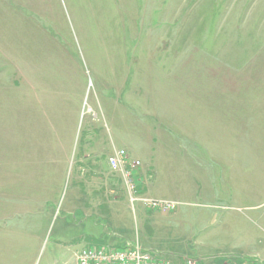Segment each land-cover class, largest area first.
I'll return each instance as SVG.
<instances>
[{
  "label": "rangeland",
  "instance_id": "374dc122",
  "mask_svg": "<svg viewBox=\"0 0 264 264\" xmlns=\"http://www.w3.org/2000/svg\"><path fill=\"white\" fill-rule=\"evenodd\" d=\"M110 129L147 141L139 194L143 169L184 187L171 211H133L129 192L125 229L98 231L166 264H264V0H0V264H63L90 244L67 213L90 159L79 134ZM189 225L184 247L226 255L174 261Z\"/></svg>",
  "mask_w": 264,
  "mask_h": 264
},
{
  "label": "crops",
  "instance_id": "0c3cea01",
  "mask_svg": "<svg viewBox=\"0 0 264 264\" xmlns=\"http://www.w3.org/2000/svg\"><path fill=\"white\" fill-rule=\"evenodd\" d=\"M115 129H123L125 130V124H121L119 128ZM112 129V128H111ZM102 131V134L97 133V131H88L86 133L82 132L79 134V141H78V150L85 154L86 158H90L87 160H81V162H77L78 167H87L88 170L86 172L78 171L75 173L77 176L75 177V181H73L75 189L71 193L69 197L68 203V214L73 216V220L71 222V226L79 231L74 235L73 240L75 243H90L85 244L79 250H77L73 256L69 257L63 264H77V254L86 247H104L110 246L112 247H126V246H119L116 243L115 236L111 234H106L104 232L98 231L94 226L97 222V219H103L109 225H115L125 229V225H123L120 221V216L123 217L122 211L125 212L126 206V199L129 200V191L127 185L124 181V178L121 175L120 171H114L109 166V157L112 156L116 150L125 149L132 159L140 160L142 159V152H144V145L146 144L145 138L141 140L142 135L140 131ZM85 134V135H84ZM154 141L155 138L151 139V145L154 150H158V145ZM163 151L162 149H160ZM169 151V149H165ZM174 150V149H172ZM160 151V152H161ZM181 151V150H176ZM183 151V150H182ZM171 153V151L169 152ZM99 157V160L92 159L95 156ZM183 157V156H181ZM170 160H178L174 157L173 154H169ZM184 159V158H183ZM179 161V160H178ZM85 165V166H84ZM162 164L158 162L156 175L162 171L161 169ZM149 169H143L144 183H146V192L144 193L145 196H149L152 198L157 199H171L173 200V196L169 193L171 191H175L178 193L179 189L184 186H180L178 182L170 183V180L160 179L162 178V173H160V178L155 177V174L149 176ZM149 173V174H148ZM142 175V174H141ZM153 177V178H152ZM143 178V177H142ZM94 182L95 180H100L102 182V187H104L101 194L97 195L94 192L91 193V190L96 186L91 187L89 185L90 180ZM160 182V183H159ZM179 184V186H178ZM160 185V187H159ZM144 186H142V191L144 190ZM173 193V192H171ZM132 204V203H131ZM135 204V203H134ZM134 204L133 211H134ZM177 212V211H176ZM178 213V212H177ZM174 213V214H177ZM142 215L144 216V210H142ZM146 214L151 215L152 213L146 212ZM102 222V221H101ZM100 223V222H99ZM85 226H89L88 230L81 231V229ZM189 226L186 227V230H183L185 234L184 237L180 238L181 244H179V251H174L171 253V258L174 261L180 260L179 257H186V258H193L202 261H209V259H215L222 257L226 254L237 255V258L242 259L245 262H259V256H254L252 259L250 258V254L246 253H217L216 251L213 252H206L199 247L195 248H188L184 247L185 242L184 240L196 238V235L191 233L189 230ZM97 242L99 244H91ZM109 243V244H108ZM138 244V241H137ZM87 245V246H86ZM140 245V244H139ZM206 249V248H204ZM159 254V253H158ZM252 257V256H251ZM217 260V259H216ZM253 263V262H252ZM263 263V262H262ZM261 263V264H262Z\"/></svg>",
  "mask_w": 264,
  "mask_h": 264
},
{
  "label": "built area",
  "instance_id": "2783aa9c",
  "mask_svg": "<svg viewBox=\"0 0 264 264\" xmlns=\"http://www.w3.org/2000/svg\"><path fill=\"white\" fill-rule=\"evenodd\" d=\"M140 164L139 160H131L125 149H119L116 154L114 153L109 158L110 168L114 171H120L124 175L125 183L131 194L130 201L132 204L140 202L150 210H173L178 204L176 201L147 197L142 193L139 194L136 190L132 180ZM149 254L150 252L143 249L139 244L123 248L112 246L86 247L77 254V264H166V262L153 261ZM251 263L249 262V264Z\"/></svg>",
  "mask_w": 264,
  "mask_h": 264
},
{
  "label": "trees",
  "instance_id": "16d2710c",
  "mask_svg": "<svg viewBox=\"0 0 264 264\" xmlns=\"http://www.w3.org/2000/svg\"><path fill=\"white\" fill-rule=\"evenodd\" d=\"M119 248H123V247H119Z\"/></svg>",
  "mask_w": 264,
  "mask_h": 264
},
{
  "label": "bare ground",
  "instance_id": "6f19581e",
  "mask_svg": "<svg viewBox=\"0 0 264 264\" xmlns=\"http://www.w3.org/2000/svg\"><path fill=\"white\" fill-rule=\"evenodd\" d=\"M134 30V29H133ZM136 34V33H135Z\"/></svg>",
  "mask_w": 264,
  "mask_h": 264
}]
</instances>
